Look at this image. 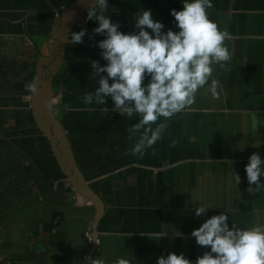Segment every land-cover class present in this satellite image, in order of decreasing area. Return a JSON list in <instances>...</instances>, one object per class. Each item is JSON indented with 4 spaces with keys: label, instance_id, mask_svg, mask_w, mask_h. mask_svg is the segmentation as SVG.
I'll return each mask as SVG.
<instances>
[{
    "label": "crops",
    "instance_id": "obj_1",
    "mask_svg": "<svg viewBox=\"0 0 264 264\" xmlns=\"http://www.w3.org/2000/svg\"><path fill=\"white\" fill-rule=\"evenodd\" d=\"M108 1L118 8L113 16L121 31L141 8L175 30L169 9L182 7L180 0ZM208 15L231 37L225 41L232 53L228 67L214 65L210 77L217 80V96L205 86L191 105L160 117L161 138L142 156L130 151L135 113L97 111L95 122L103 128L98 140L87 136L74 144L76 160L103 202L95 222L93 202L71 186L50 149L17 135L12 138L20 149L3 139L8 122L1 127L0 111V147L10 152L0 154V264H89L96 256L156 264L169 251L194 260L208 246L198 245L190 231L212 214L225 211L230 226L232 220L264 226V185L246 191L244 169L252 152L264 159V0H212ZM233 171L240 177L236 185ZM200 203L216 208L194 216L191 204Z\"/></svg>",
    "mask_w": 264,
    "mask_h": 264
},
{
    "label": "clouds",
    "instance_id": "obj_2",
    "mask_svg": "<svg viewBox=\"0 0 264 264\" xmlns=\"http://www.w3.org/2000/svg\"><path fill=\"white\" fill-rule=\"evenodd\" d=\"M180 3L181 8L169 9L175 30L153 19L146 8L135 14L134 32L121 31L118 23L110 20L105 12L108 0H90L86 8L85 19L98 21L92 32L103 36L96 45L104 63L90 60L91 75H103H99L94 90L83 94V101L97 106L101 114L118 112L128 117L138 114V122L128 130L129 137H135L130 149L133 154L142 156L159 140L165 126V121L156 123L159 118L172 117L191 105L200 89L207 86V92L217 96V80H210L213 66L227 68L231 59L232 53L225 43L231 39L229 33L208 15L212 0H180ZM68 35L69 32L66 38ZM83 36V28L71 31L70 43L82 42ZM32 90L35 91L34 86ZM106 97L112 102L110 107L105 104ZM244 169L246 191L250 193L264 185L260 179L264 178V159L258 153L249 155ZM233 179L236 185L240 177L234 172ZM191 208L194 216H200L216 207L200 203L191 204ZM228 219L226 212L221 211L191 229L195 242L208 246L194 260L169 251L157 256L156 264H264V226L254 223L241 227L232 219L230 226ZM176 235L182 233L176 231ZM89 264H130V261L117 257L106 262L104 257L96 256Z\"/></svg>",
    "mask_w": 264,
    "mask_h": 264
},
{
    "label": "flooded vegetation",
    "instance_id": "obj_3",
    "mask_svg": "<svg viewBox=\"0 0 264 264\" xmlns=\"http://www.w3.org/2000/svg\"><path fill=\"white\" fill-rule=\"evenodd\" d=\"M108 5L106 14L120 25V20L113 16L118 8L115 4L111 7L109 1ZM88 6L90 0H0V111L4 113L1 127L8 122L5 129L9 136L3 139L14 147L17 144L12 135H17L27 144L45 145L54 155L53 146L60 140L54 133L57 130L58 135L69 142L73 159L90 186L76 160L74 145L85 141L87 136L96 142L103 132V128L98 127L99 122H95L98 107L83 101V94L94 90L96 80L103 75H91L90 60L104 63L96 45L100 34L92 32L98 21L85 19ZM129 27L135 28L134 19L123 30L132 32ZM80 28L84 29L82 42L71 44L70 32ZM49 72L50 89H45ZM109 103H112L110 99ZM48 111L59 126L45 121L48 117L43 115ZM0 151L4 157L10 154L3 147ZM56 164L68 179L57 160ZM84 235L86 242L92 245L91 232L86 230Z\"/></svg>",
    "mask_w": 264,
    "mask_h": 264
},
{
    "label": "water",
    "instance_id": "obj_4",
    "mask_svg": "<svg viewBox=\"0 0 264 264\" xmlns=\"http://www.w3.org/2000/svg\"><path fill=\"white\" fill-rule=\"evenodd\" d=\"M53 69V68H52ZM40 75V73L37 74V76ZM47 81L44 83V88L45 89H50V72ZM45 78V80H46ZM45 117H48L47 120L45 121H51L56 124L57 121L54 119V116L50 113V111L46 112L44 115ZM41 125L42 129L44 132L47 130L45 129L44 125L39 123ZM59 126V124H58ZM48 133V132H47ZM55 135L57 138L60 140L54 144L53 150H54V155L55 158L60 166V168L65 172L66 176L70 180L72 186L74 189L83 195L84 197L88 198L91 200L95 206V216H94V221L95 222L99 216L102 214L104 206L101 197L90 187L86 184L82 173L80 172L78 166L76 165L73 155H72V150L69 145V142L64 139V137H60L57 133V130L54 131ZM94 230V229H93ZM94 240V237H93Z\"/></svg>",
    "mask_w": 264,
    "mask_h": 264
},
{
    "label": "built area",
    "instance_id": "obj_5",
    "mask_svg": "<svg viewBox=\"0 0 264 264\" xmlns=\"http://www.w3.org/2000/svg\"><path fill=\"white\" fill-rule=\"evenodd\" d=\"M85 235H86V237H87V239H88V242H90V241H91V239H90V236H89V234L86 232V233H85Z\"/></svg>",
    "mask_w": 264,
    "mask_h": 264
}]
</instances>
